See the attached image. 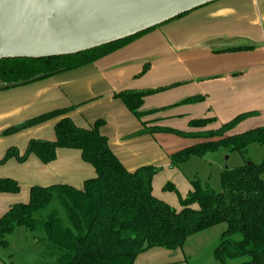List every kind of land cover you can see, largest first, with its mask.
I'll return each instance as SVG.
<instances>
[{"label":"crops","instance_id":"obj_1","mask_svg":"<svg viewBox=\"0 0 264 264\" xmlns=\"http://www.w3.org/2000/svg\"><path fill=\"white\" fill-rule=\"evenodd\" d=\"M160 88L165 89L144 99L143 110L162 109L147 116L146 120L158 119L149 125L196 131L190 127L192 119L213 117L216 121L207 128L215 129L247 114L231 132L264 126V0H217L93 63L1 90L0 158L13 146L23 153L32 138L54 140L56 119L10 135H4L5 129L50 110L76 106L70 116L77 125L90 127L103 120L101 133L129 171L159 167L153 193L180 210V196L185 198L192 184L182 176L180 166H171L170 156L198 140L145 132L142 120L115 95ZM196 96L201 98L197 102L181 103ZM95 175V168L77 149L60 148L56 159L47 164L34 154L25 162L11 158L0 163V177L16 179L20 191L0 193V217L14 204L28 202L34 185L81 187ZM169 182L178 192L164 190ZM182 260L180 249L155 247L141 253L134 264Z\"/></svg>","mask_w":264,"mask_h":264},{"label":"trees","instance_id":"obj_2","mask_svg":"<svg viewBox=\"0 0 264 264\" xmlns=\"http://www.w3.org/2000/svg\"><path fill=\"white\" fill-rule=\"evenodd\" d=\"M153 29L73 55L2 59L0 80L16 82L41 74L48 78L76 69ZM147 69L146 65L143 72ZM164 89L125 90L115 95L142 120L145 132L173 133L198 140L170 156L172 167L219 149L244 154L251 144L264 147V126L231 132L247 114L215 129L207 128L216 121L213 117L192 119L190 127L196 131L149 125L158 119L146 120L147 116L162 109L143 110L144 99ZM200 99L196 96L181 103ZM75 108L50 110L4 130V135H10L56 119L54 140L32 138L23 153L10 147L0 163L11 158L25 162L34 154L47 164L56 159L58 149H77L83 160L95 168L96 175L86 179L81 187L67 183L32 186L28 202L14 204L0 217V248H6L9 235L22 226L38 234V242L44 247L43 259L36 264H134L149 249H180L191 234L226 223L214 250L216 258L223 264L229 259H238L239 264H264V160L224 167L220 191L192 180V190L185 198L180 196L182 208L177 210L153 193V178L161 169L147 165L129 171L101 133L103 120H96L90 127L79 126L70 116ZM164 190L178 192L170 182ZM19 191L16 179L0 177V193Z\"/></svg>","mask_w":264,"mask_h":264},{"label":"water","instance_id":"obj_3","mask_svg":"<svg viewBox=\"0 0 264 264\" xmlns=\"http://www.w3.org/2000/svg\"><path fill=\"white\" fill-rule=\"evenodd\" d=\"M215 1L0 0V61L88 51L158 27ZM44 77L0 80V91Z\"/></svg>","mask_w":264,"mask_h":264},{"label":"rangeland","instance_id":"obj_4","mask_svg":"<svg viewBox=\"0 0 264 264\" xmlns=\"http://www.w3.org/2000/svg\"><path fill=\"white\" fill-rule=\"evenodd\" d=\"M248 160L261 163L264 160V147L257 143L251 144L244 154L219 149L204 157L193 156L179 166L180 173L187 180L197 179L203 185L209 184L214 190L220 191L223 168L240 166ZM226 228V223H221L191 234L180 248L183 260L177 264H223L216 258L214 250ZM8 240V246L0 248V264L2 260L6 264H36L43 259L41 254L44 247L38 242V234L21 226L9 235ZM46 259L50 260L48 257ZM239 262L238 259H229L226 264Z\"/></svg>","mask_w":264,"mask_h":264}]
</instances>
